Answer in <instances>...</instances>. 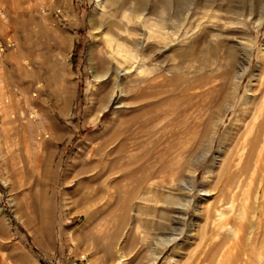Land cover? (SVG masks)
Instances as JSON below:
<instances>
[{
    "label": "rangeland",
    "instance_id": "rangeland-1",
    "mask_svg": "<svg viewBox=\"0 0 264 264\" xmlns=\"http://www.w3.org/2000/svg\"><path fill=\"white\" fill-rule=\"evenodd\" d=\"M103 2L0 0V264H219L211 243L229 247L239 221L202 239L205 208L245 168L248 214L264 180L249 171L264 143L237 152L264 0ZM115 37L126 59L110 58Z\"/></svg>",
    "mask_w": 264,
    "mask_h": 264
},
{
    "label": "bare ground",
    "instance_id": "bare-ground-1",
    "mask_svg": "<svg viewBox=\"0 0 264 264\" xmlns=\"http://www.w3.org/2000/svg\"><path fill=\"white\" fill-rule=\"evenodd\" d=\"M103 1L104 0H98V6L100 7L101 11L104 12V2ZM261 19L264 20V13L261 15ZM164 21H166V20H164ZM153 25L155 26L156 31H159L160 29L164 28L163 21H158V22L156 21ZM110 37H112V36H110ZM144 37H145V35H144ZM112 40H115V43H112L109 41V46L111 48L109 46L108 47H109V49H112L111 53L109 54L110 58L115 60V61H116L118 56L119 57L121 56L123 59H126V55H124L122 51L125 50V52L128 53V51L130 50V46L124 42H119L117 37H115ZM170 44H172V43H165L162 47L166 48ZM123 47L125 49H123ZM260 51L263 52L264 48H261ZM138 58H139V55H138ZM140 58H141V56H140ZM140 61H142V62H140ZM145 62H146L145 57H142V60L137 59L135 63H132L128 67H125L124 64H118L117 66H115V69L117 72V70L120 67L121 68L124 67V69L126 70V73L131 74L132 72H134L136 70V67L138 64H141L143 67V65H145ZM261 63H262V69L260 71V74L253 75V78H255L256 82L254 83L252 91L251 92L249 91L250 94H248V96H247V98H249L248 107L246 108V110L244 112L245 114L247 113V115H251V118H250L251 121L248 122L249 126L247 127L248 130L246 129L247 132L245 134H243V136H242V141L239 144L240 149L238 151L236 150L238 152V154L241 155L244 151L245 146L249 142L250 149H249L248 154L246 156L247 160L250 158L253 159L252 153H253L254 149L256 148V146L258 147L259 143L261 141L264 143V60ZM110 67L111 66L109 65V68H107V69L111 70ZM138 69L142 70L143 68H141L138 65ZM105 73H107V72H105ZM243 73H244V71H243ZM239 76H242V73L237 76V79ZM252 79H250V83L253 82ZM116 86L121 91H123L122 86H120V84L118 82H116ZM261 149L263 150L264 146L260 145L259 150L255 149V151L258 150V155H259V153L261 154V152H262ZM256 154L257 153H255V155ZM258 155H256L257 159H255L256 156H254L255 161H252L253 163L250 164L251 166L249 169V171H251L250 172V179L251 180L254 179V181H255V178H257V179L259 178L260 174L262 175V171L264 168V163L260 164L258 161L259 160ZM232 159H234V158L232 157ZM232 159L230 157L229 161H231ZM238 159H239V157H238ZM241 159L242 158H240V160ZM226 168H228V167H226ZM246 173H247V171L245 168H241L239 170L238 174L232 173L230 175V177H228V180L226 182L224 189L221 190V192L219 193L222 196V199H215V202L212 203V205L210 204L209 208H207V207L205 208V210L207 209L205 212V217L207 219L211 220V224H210V228H207L206 230L202 229V231L200 230V232H201L200 237L202 239H205L207 236L212 237L214 235H219V232H217L219 230V228H221L222 226L230 225V223H231L230 217H233V219H237L239 221L238 227L233 233L234 241H232L233 243H231V245L229 247L227 246V248H224L226 242H224V243L223 242H216L214 244L211 243V246L209 249V254H211V252H213L211 255L212 256L211 259L213 257H217L218 258L217 263H219V264L221 263V261L225 262L226 257H228V262H226L225 264H245V262L247 263L250 260V257H251V255L249 253L250 250L252 251V249H255L258 245H259V253L261 255V258L263 259L262 264H264V232H263L262 236L259 238V233H258L259 230L257 229L258 231L255 232V235L253 236L254 238L251 236V234H253V226L257 225V228H258V227H260L261 222H263L262 218L264 217V205H260L258 203V200H259V191H260L259 189L261 188V186L263 187L262 198L264 197V180L259 178V184L256 187V189H254V191H253L254 193L251 196L252 205H253L252 210L251 211L249 210L248 214L247 213L244 214L242 212L243 206L245 207L244 203L243 204L239 203V205H241L239 208H236V203H235L237 201L239 195L241 194L239 188H241V185L243 183V180L245 179L244 177H245ZM217 188L218 187L214 186L211 189V190H213L212 194H213L214 198H215V193L218 190ZM216 196H218V195H216ZM238 200H240V199H238ZM262 201H264V199ZM259 205H260V207H259ZM258 212L261 213L260 216H258ZM226 215H228V216L230 215V217L227 216L225 218L224 216H226ZM262 225H263V223H262ZM245 238H246V244H243V240ZM247 247H248V249H247ZM205 251H207V248ZM205 251H203V252L205 253ZM209 254L207 253V255H209ZM211 263H212V261H211ZM116 264H120V260H117Z\"/></svg>",
    "mask_w": 264,
    "mask_h": 264
},
{
    "label": "crops",
    "instance_id": "crops-1",
    "mask_svg": "<svg viewBox=\"0 0 264 264\" xmlns=\"http://www.w3.org/2000/svg\"><path fill=\"white\" fill-rule=\"evenodd\" d=\"M59 12H60V14H63L62 12H63V10H62V8L60 7V10H59ZM59 20H60V18H59ZM74 45V43L72 42V45L71 46H73Z\"/></svg>",
    "mask_w": 264,
    "mask_h": 264
}]
</instances>
